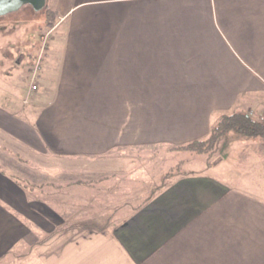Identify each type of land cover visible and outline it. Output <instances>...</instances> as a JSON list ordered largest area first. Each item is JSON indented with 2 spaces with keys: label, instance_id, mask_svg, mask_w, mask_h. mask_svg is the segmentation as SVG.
Wrapping results in <instances>:
<instances>
[{
  "label": "crops",
  "instance_id": "1",
  "mask_svg": "<svg viewBox=\"0 0 264 264\" xmlns=\"http://www.w3.org/2000/svg\"><path fill=\"white\" fill-rule=\"evenodd\" d=\"M51 6L36 90L35 60L0 93V264H264V174L155 159L264 115V0Z\"/></svg>",
  "mask_w": 264,
  "mask_h": 264
},
{
  "label": "rangeland",
  "instance_id": "2",
  "mask_svg": "<svg viewBox=\"0 0 264 264\" xmlns=\"http://www.w3.org/2000/svg\"><path fill=\"white\" fill-rule=\"evenodd\" d=\"M53 1L50 0V5ZM44 20L45 16L43 12L35 13L29 6L0 18V59L7 64L0 72V93L17 95L20 98L26 93L30 82L29 68L32 62L36 60L37 53L41 45H43L40 37L45 34L43 33ZM65 25L57 26L52 33L51 31L49 32L46 45H48L50 37H56L60 33V29L65 27ZM12 59L15 60L13 65L11 64ZM16 61H20V63L17 64ZM249 115L258 118L263 114L253 111V114L249 113ZM243 139L234 133H229L221 140L214 155L208 159L210 163H215L222 159L223 164L215 173H219V175L225 178L226 175H223L224 173H235L237 179L232 182L234 184L237 183L238 186L239 168H242L243 172H246L249 167L251 174L259 173L261 176L264 174V151L262 154L259 150V142L245 141ZM207 157V155L200 156L193 153L165 150L160 152L155 159H159L156 166H159L160 170H164V172L175 171L177 165L180 163V167L177 170L181 173L185 169V167H182L183 161L181 160H193L195 158L194 168L197 169L200 168V163L204 164L203 159L207 161ZM192 162L190 161V164ZM239 162L242 164H239ZM148 166L150 165L148 164ZM221 168L223 170H220ZM262 179L260 177L259 181L264 183ZM227 182L230 181L227 180ZM13 264L18 263L15 261Z\"/></svg>",
  "mask_w": 264,
  "mask_h": 264
},
{
  "label": "trees",
  "instance_id": "3",
  "mask_svg": "<svg viewBox=\"0 0 264 264\" xmlns=\"http://www.w3.org/2000/svg\"><path fill=\"white\" fill-rule=\"evenodd\" d=\"M40 12L45 16L43 33L50 32L57 22V12L51 7L50 0H47L46 6ZM229 133H234L239 138H244L245 141H257L259 150L263 154L264 151V122L258 118L250 116L246 112H234L229 115L219 117L217 123L212 126L209 136L204 140L193 141L187 145L171 149L172 151L188 152L197 155H207V167H213L221 161L210 163V159L216 152L221 140ZM240 160V158H239ZM177 165L175 171H170L165 174L164 182L175 174H178ZM27 186V185H26Z\"/></svg>",
  "mask_w": 264,
  "mask_h": 264
},
{
  "label": "water",
  "instance_id": "4",
  "mask_svg": "<svg viewBox=\"0 0 264 264\" xmlns=\"http://www.w3.org/2000/svg\"><path fill=\"white\" fill-rule=\"evenodd\" d=\"M47 0H0V18L20 11L29 6L35 13H39L46 6Z\"/></svg>",
  "mask_w": 264,
  "mask_h": 264
},
{
  "label": "built area",
  "instance_id": "5",
  "mask_svg": "<svg viewBox=\"0 0 264 264\" xmlns=\"http://www.w3.org/2000/svg\"><path fill=\"white\" fill-rule=\"evenodd\" d=\"M49 38V32L41 35L40 39L41 41L43 42V45H41L40 47V50H39V56L38 58L36 59V62L33 66V70H32V78H31V91H34L36 90L37 86L34 84V81H35V76H36V73L38 72V70L40 69V60H41V55L43 53V51L45 50L46 48V42ZM45 45V46H44ZM250 114H253V112H251ZM258 119L262 122H264V115H260L258 117Z\"/></svg>",
  "mask_w": 264,
  "mask_h": 264
}]
</instances>
